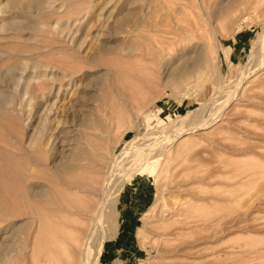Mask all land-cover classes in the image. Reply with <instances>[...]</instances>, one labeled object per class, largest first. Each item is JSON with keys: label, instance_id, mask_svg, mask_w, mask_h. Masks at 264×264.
Here are the masks:
<instances>
[{"label": "rangeland", "instance_id": "obj_1", "mask_svg": "<svg viewBox=\"0 0 264 264\" xmlns=\"http://www.w3.org/2000/svg\"><path fill=\"white\" fill-rule=\"evenodd\" d=\"M122 3L0 0V147L10 146L12 109L20 102L33 109L26 106L32 90L24 85L41 82L44 77L36 78L45 65L78 63L77 68L87 70L79 56L67 55L72 47L62 35L71 32L81 39L88 30V18L94 16L90 37L96 48L100 44L96 34L104 40L109 33L102 26L103 18L113 9L117 12ZM182 4L188 7L177 12ZM134 6L143 20L139 32L143 40L139 41L145 52L154 51L158 42L170 45L169 39L175 35L171 32L177 33V26L190 29L198 21L203 29L191 28V32L186 28V35L176 38L177 44L183 43L173 44L175 48L172 45L167 54L176 56L177 49L191 39L205 44L208 54L171 85L154 78L134 100L126 101L129 110L113 125L114 154L148 138L154 142L151 151L161 153L148 160L150 152L146 151L141 156L146 159L143 165L136 166L138 158L126 162L123 171H133L120 189L119 227L103 243L99 264L107 260L110 264L112 259L117 264L128 260L132 264H264V63L248 77L236 98L227 103L222 100L226 107L220 105L245 67L264 62V51L260 52L264 45L259 40L264 32V0H137ZM219 6L234 10L226 12L227 18L217 19L214 14ZM182 34L187 36L185 40ZM144 51L132 60L149 64L152 56H143ZM97 55L90 68L91 104L101 106L105 100L124 103L114 96L117 67L111 60L129 56ZM248 61L253 62L247 65ZM214 99L219 105L214 106ZM206 102L214 113L221 106L217 123L188 131L169 145L176 128L191 124L178 118ZM159 138L164 140L157 141Z\"/></svg>", "mask_w": 264, "mask_h": 264}, {"label": "bare ground", "instance_id": "obj_2", "mask_svg": "<svg viewBox=\"0 0 264 264\" xmlns=\"http://www.w3.org/2000/svg\"><path fill=\"white\" fill-rule=\"evenodd\" d=\"M136 1L123 0L117 6V12L113 9L103 18L102 26L108 27L109 33L104 40L97 38L99 34H96L95 38L100 43L96 48L94 38L90 37L94 16L88 18V30L81 39L71 32L62 35L72 47L70 52L66 51L67 55L79 56L87 70L77 68L78 63L64 66L49 64L45 65L40 78H36L44 77L41 82L33 84L28 81L24 85L32 90L26 106L33 109L24 107L22 102L12 109L10 146L0 147V264H99L103 243L113 237L119 227L120 189L133 171V168L123 171L126 162L138 158L136 166L143 165L146 159L141 156L146 151L150 152L149 155L146 153L148 160L161 153L154 152L155 149L151 151L154 142H149L148 138L141 142L136 140L115 155L112 127L124 119L123 111L129 110L126 101L134 100L145 86L154 83V78L160 77L162 82L171 85V81H179L201 62L207 53L206 45L192 43L189 38V42L185 41L177 49L176 56L169 57L167 51L173 44L178 47L180 42L183 43L177 44V37L181 33L186 35V28L195 31L203 29V26L198 21L194 24L196 29L193 25L190 29V26H175L177 33L171 32L175 35L169 39L170 45L158 42L153 46L154 51L145 52L139 41L142 39L139 32L143 20L134 6ZM187 7L185 4L177 12ZM225 7L214 9V17L227 18L226 12L234 10ZM183 34L182 39L187 37ZM260 37L264 45V32ZM138 50L144 51L143 56H152L149 64L141 65L139 59L132 60L138 56ZM263 51L264 46L260 52ZM97 52L126 53L129 56L128 59L125 55L111 60L117 67L114 96L126 104L117 101L114 105L115 102L110 104L106 100L101 106L91 104L89 87L93 83V71L90 68L98 57ZM263 63L245 67L238 80H234L233 90L230 87L231 94L225 92L229 95L221 99L220 105L225 106L222 100L234 99L243 90L248 77ZM222 93L225 94L224 91ZM215 99L211 100L214 106ZM217 103L219 105V101ZM212 110L206 102L184 118H178L191 124L186 128H176L173 135L168 136L171 139L169 145L172 139L182 138L188 131L194 132L217 123L220 110H215V113ZM165 142L163 145L168 144Z\"/></svg>", "mask_w": 264, "mask_h": 264}, {"label": "crops", "instance_id": "obj_3", "mask_svg": "<svg viewBox=\"0 0 264 264\" xmlns=\"http://www.w3.org/2000/svg\"><path fill=\"white\" fill-rule=\"evenodd\" d=\"M240 40V39H239ZM120 199H121V197H120ZM130 258V256H128V259ZM108 262H106L105 264H109V260H107ZM127 261V260H126ZM132 262L133 261H127L125 264H132ZM110 264H117L116 263V261H115V259H112L111 261H110Z\"/></svg>", "mask_w": 264, "mask_h": 264}]
</instances>
